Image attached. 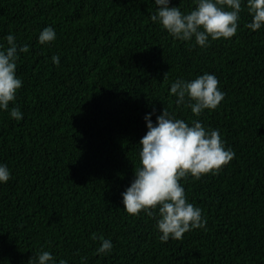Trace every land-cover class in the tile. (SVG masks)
Listing matches in <instances>:
<instances>
[{"label":"trees","instance_id":"trees-1","mask_svg":"<svg viewBox=\"0 0 264 264\" xmlns=\"http://www.w3.org/2000/svg\"><path fill=\"white\" fill-rule=\"evenodd\" d=\"M182 11L194 0H171ZM154 0H0V43L21 53L17 121L0 111V264H29L41 249L69 264H264V29L193 46L153 23ZM52 26L57 39L40 44ZM60 56V65L52 56ZM215 74L225 98L195 116L170 85ZM219 129L235 157L218 174L182 179L205 228L161 242L157 216L130 215L122 195L135 179L145 115L163 109ZM112 251L97 254L99 239Z\"/></svg>","mask_w":264,"mask_h":264},{"label":"clouds","instance_id":"clouds-1","mask_svg":"<svg viewBox=\"0 0 264 264\" xmlns=\"http://www.w3.org/2000/svg\"><path fill=\"white\" fill-rule=\"evenodd\" d=\"M157 6L151 14L157 23L175 40L195 41L194 47L207 48L211 41L221 38L230 40L237 34L241 13L246 11L251 21L246 27L253 32L264 29V0H194L195 7L182 11L171 6V0H154ZM57 39L52 26L45 27L38 36L40 44H51ZM7 46L0 43V111H7L11 118L21 121L24 114L16 105L17 93L23 85L17 75L21 53L29 51V45L19 44L11 32L4 37ZM52 61L60 65V56H52ZM215 74L205 72L192 80L177 79L170 85L171 96L179 108L191 109L195 116L205 110H215L225 98L218 87ZM155 110L145 115L147 132L139 145L140 164L135 167V179L121 193L124 210L130 215L157 216V228L161 242L182 240L192 229L205 228L207 218L202 209L188 202L182 179L191 176L199 180L206 174H218L223 166L235 157L231 148L225 147L219 129L205 127L200 120L191 124L177 118L165 108L151 117ZM12 177L7 164L0 163V184H6ZM101 245L97 254H109L114 245L111 239L97 236ZM29 264H69L66 259L57 258L50 251L41 249L32 256ZM80 264H87V257L81 256Z\"/></svg>","mask_w":264,"mask_h":264}]
</instances>
